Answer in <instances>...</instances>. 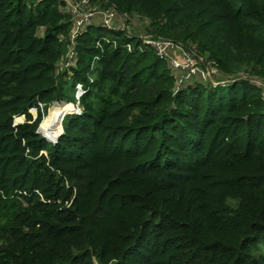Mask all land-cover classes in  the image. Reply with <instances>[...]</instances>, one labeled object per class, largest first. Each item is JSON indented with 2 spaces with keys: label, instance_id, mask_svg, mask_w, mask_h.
<instances>
[{
  "label": "trees",
  "instance_id": "1",
  "mask_svg": "<svg viewBox=\"0 0 264 264\" xmlns=\"http://www.w3.org/2000/svg\"><path fill=\"white\" fill-rule=\"evenodd\" d=\"M90 2L243 74L185 86L128 50L138 38L92 24L68 80L84 111L53 143L29 108L65 101L72 17L64 1L0 0V264H264V0Z\"/></svg>",
  "mask_w": 264,
  "mask_h": 264
},
{
  "label": "built area",
  "instance_id": "2",
  "mask_svg": "<svg viewBox=\"0 0 264 264\" xmlns=\"http://www.w3.org/2000/svg\"><path fill=\"white\" fill-rule=\"evenodd\" d=\"M64 1L66 3L67 12L74 18V16H80L82 20H85L86 25H92L90 22L92 17H94L97 13H100V6H91L90 0H57ZM69 7V10L67 9ZM121 15L123 17L126 14H121L119 11L112 5L110 10L106 13H103V22H101V27L107 30H119L114 23V19L116 16ZM87 30V28H86ZM127 36L130 39L138 38L140 41L134 45L132 43H128L126 46L129 51L140 50L144 51L147 49H151L161 60H164L168 63L169 67L172 71H181V70H199L203 67L208 68L206 65V60L203 55H201L195 47L186 46L180 41H175L170 38L162 37L155 34H143L140 36L133 35L132 33L126 32ZM99 45V43H98ZM100 46V45H99ZM72 75V74H71ZM90 82H92V78H90ZM87 92L84 83L78 82L75 85L74 91V102L68 101H55L53 106L57 103L68 102V104H73V111L63 115L60 119V125L63 128V121L67 115H81L84 111V108L81 104L82 96ZM51 106V108L53 107ZM50 110V109H49ZM34 111V112H33ZM29 113L32 115V122L36 120L39 113L42 114V120L38 126L37 132L45 137L48 141L56 143L61 134L58 136L51 135L50 132L44 130L41 124L44 118L48 115L47 107L45 103L41 101H37L33 106L29 108ZM20 117H23V120H20ZM27 122L26 114L14 115L13 116V126L18 127L21 124ZM64 131V128H63Z\"/></svg>",
  "mask_w": 264,
  "mask_h": 264
},
{
  "label": "rangeland",
  "instance_id": "3",
  "mask_svg": "<svg viewBox=\"0 0 264 264\" xmlns=\"http://www.w3.org/2000/svg\"><path fill=\"white\" fill-rule=\"evenodd\" d=\"M39 2V0H27L28 4H37ZM100 6V13H97L94 17H92V19L90 20V22H92L93 24L100 25L101 22H103V13H106L108 10H110L111 6H103L102 4H98ZM91 6H97L91 3ZM69 10V7L67 8ZM67 11V10H66ZM72 17V16H71ZM72 30H71V34L69 35L70 40H73V44L71 45L70 48V40L67 43L68 44V49L66 51V53L64 54V56L59 60L58 65H57V70H56V74L61 73V75L63 76V80H65V84H64V96L63 99L65 101H69V102H74L75 101V97H74V88H73V83L70 80L71 78V66H73V61L75 60L76 57V53L74 51V46L76 44L75 40L77 39L78 35L83 34L86 31V28L89 25H86L85 20H82L80 18V16H74V18L72 17ZM114 23L117 26L118 29L120 30H125V32H129L132 33L133 35H143V34H149L146 32V28L148 26V21L146 18L141 17L139 14L133 16H128V15H124L123 17H121V15L119 14L118 16H116V18L114 19ZM44 32V28L41 27L38 30V35L42 36ZM63 37V36H62ZM68 38V39H69ZM64 40V37H63ZM206 65L208 68H201L199 70H181V71H176L175 73L182 77L184 75V78L182 81L183 83L179 84H183V85H188L191 83H194L196 81L202 82V83H207V82H212L217 84L218 81L217 79H220L221 82H226V81H230L233 75H242L243 72L239 71L235 74H231L228 75L225 78H220L221 73H220V77L218 73H214L216 70V66L214 67L213 65H210L206 62ZM62 72H67V76H64L62 74ZM181 81V80H180ZM257 82L258 85L262 86L263 90H264V82H258L257 80H255ZM54 103H51L48 105L47 107V111L49 113V109L51 108V106H53Z\"/></svg>",
  "mask_w": 264,
  "mask_h": 264
},
{
  "label": "bare ground",
  "instance_id": "4",
  "mask_svg": "<svg viewBox=\"0 0 264 264\" xmlns=\"http://www.w3.org/2000/svg\"><path fill=\"white\" fill-rule=\"evenodd\" d=\"M73 104H68L64 102L61 105L55 104L50 108L48 115L44 118L41 126L50 132L51 135L58 136L63 132V128L60 125V119L63 115L73 111ZM34 112V111H33ZM23 120V117H20Z\"/></svg>",
  "mask_w": 264,
  "mask_h": 264
},
{
  "label": "water",
  "instance_id": "5",
  "mask_svg": "<svg viewBox=\"0 0 264 264\" xmlns=\"http://www.w3.org/2000/svg\"><path fill=\"white\" fill-rule=\"evenodd\" d=\"M218 84V83H217ZM95 264H98L97 262ZM109 264H118V260H112Z\"/></svg>",
  "mask_w": 264,
  "mask_h": 264
}]
</instances>
